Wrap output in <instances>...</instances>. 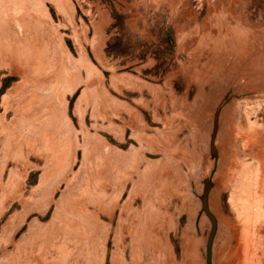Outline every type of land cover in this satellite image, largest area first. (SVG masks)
Returning <instances> with one entry per match:
<instances>
[{"label": "rangeland", "instance_id": "1", "mask_svg": "<svg viewBox=\"0 0 264 264\" xmlns=\"http://www.w3.org/2000/svg\"><path fill=\"white\" fill-rule=\"evenodd\" d=\"M208 211L264 264V0H0V264H207Z\"/></svg>", "mask_w": 264, "mask_h": 264}, {"label": "water", "instance_id": "2", "mask_svg": "<svg viewBox=\"0 0 264 264\" xmlns=\"http://www.w3.org/2000/svg\"><path fill=\"white\" fill-rule=\"evenodd\" d=\"M206 208H207V205H206ZM208 213H209V215L212 219V222H213V229H212V233L210 235L209 241H208L207 264H213L212 263V245H213V241H214V237H215V233H216V220H215L214 216L209 211H208Z\"/></svg>", "mask_w": 264, "mask_h": 264}, {"label": "bare ground", "instance_id": "3", "mask_svg": "<svg viewBox=\"0 0 264 264\" xmlns=\"http://www.w3.org/2000/svg\"><path fill=\"white\" fill-rule=\"evenodd\" d=\"M248 190H249V189H248ZM245 202H246V201H245ZM247 202H248V201H247ZM257 203H258V202H257ZM245 205H246V204H245ZM247 206H248V205H247ZM259 206H260V205H259ZM249 207H250V206H249ZM249 207H248V209H250ZM242 213H243V212H242ZM245 214H246V212H245ZM248 217H249V216H248ZM245 218H246V217H245ZM255 218H257V216H255ZM253 221H254V220H253ZM248 222H249V220H248ZM248 222H247V223H248ZM245 224H246V222H245ZM241 233H243V235L246 236V231H244V229H243V232H241ZM243 240H244V239H243ZM239 241H240V239H239ZM240 242H241V241H240ZM244 242H245V241H244ZM242 243H243V242H242ZM246 243H247V242H246ZM239 244H240V243H238V246H239ZM241 245H242V244H241ZM244 246H245V245H244ZM244 246H242V247L244 248ZM240 249H241V248L239 247V252H240ZM237 251H238V250H237ZM245 253H247V252H245ZM245 253H242V254H244V259H242V263H241V261L239 260V261H240V262H239L240 264H246V262L248 261V259L246 260ZM238 254H239V253H238ZM226 255H227V254H226ZM239 255L241 256V254H239ZM239 263H238V264H239Z\"/></svg>", "mask_w": 264, "mask_h": 264}]
</instances>
